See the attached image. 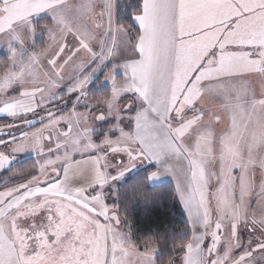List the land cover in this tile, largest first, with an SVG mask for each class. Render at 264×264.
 Returning a JSON list of instances; mask_svg holds the SVG:
<instances>
[{"label":"snow or ice","instance_id":"6c2138e0","mask_svg":"<svg viewBox=\"0 0 264 264\" xmlns=\"http://www.w3.org/2000/svg\"><path fill=\"white\" fill-rule=\"evenodd\" d=\"M45 11L51 22L34 24ZM134 19L131 31L117 23L116 0H0V47L10 54L0 114L44 112L35 131L0 140V170L17 153L39 157L23 182L0 186V264H157L127 214L150 195L140 183L117 187L145 162L158 169L149 180L175 178L188 214L165 264H258L254 254L264 264V0H139ZM109 62L110 96L90 102L87 86ZM66 80L83 112L50 107ZM205 98L221 99L225 116ZM108 117L118 135L97 142L92 121ZM213 120L225 124L219 134ZM243 228L258 235L245 243Z\"/></svg>","mask_w":264,"mask_h":264},{"label":"trees","instance_id":"16d2710c","mask_svg":"<svg viewBox=\"0 0 264 264\" xmlns=\"http://www.w3.org/2000/svg\"><path fill=\"white\" fill-rule=\"evenodd\" d=\"M138 5L139 0H119L117 23L128 27L130 31L135 29L137 26L133 23V18L135 11L138 10ZM8 66L9 56L5 53L0 54V70ZM102 77L96 80L94 87L89 92L93 102L110 96L111 90L109 87H103ZM96 86L100 87L99 90H95ZM9 121L8 119H0V124ZM34 164L35 159L30 157L20 162L19 165L2 172L0 174V186H2L4 179L7 180L9 186L23 182L25 178L23 173ZM154 171H156L155 166L138 170L134 175L126 177L118 188L123 190L133 183H140L144 186L145 192L150 195V202L137 197L130 204L127 208L128 221L133 240L139 244L141 249L144 248V242L149 241L157 248V264H165L175 254L173 245L184 242L189 222L171 182L158 184V186L149 183L148 177ZM112 201L109 202L118 203L122 208L125 207L123 199L116 200L114 198ZM176 259L178 260L179 257L176 256Z\"/></svg>","mask_w":264,"mask_h":264},{"label":"rangeland","instance_id":"374dc122","mask_svg":"<svg viewBox=\"0 0 264 264\" xmlns=\"http://www.w3.org/2000/svg\"><path fill=\"white\" fill-rule=\"evenodd\" d=\"M119 0H116V21H117V16H118V11H117V5H118ZM51 22V15L50 13H48L47 11L45 12H41L40 14H38L36 17L33 18V23L34 24H39L42 25L43 23ZM133 23H135V25L137 26V23L135 21V19L133 18ZM119 24V23H118ZM35 42L38 48H42V47H46L47 42H48V37L46 32H39V29L37 30V35L35 38ZM5 53L9 56L10 59V54L9 51L6 47H0V54ZM10 66V65H9ZM111 67V63H107L105 66L101 67L100 69H98L93 77V79L90 81V83L87 86V91L88 94L90 95V91L92 89V87H94V83L96 82L97 79H99L101 76L102 77V85L103 87H109L111 90V84L109 81L105 80V74L108 71V69ZM68 69H65V72H67ZM117 79L119 82H123V77L120 76V73L118 71V76ZM250 79L253 81V86L257 89V91L259 92L262 88L261 85V81H260V77L258 75H253L250 77ZM72 81L71 80H66L58 89V92L61 96H63V99H57L53 105H51L50 107L54 108L58 114H67L70 113L72 108L75 107L77 108L78 111L83 112L85 110V108L87 107V105L83 102V100H81L79 103L76 102L77 100V93H72V94H68L67 93V88L71 85ZM99 86H96L95 90H99ZM16 94V90L14 89L12 91V95ZM88 99L90 102H93L90 98V96H88ZM123 100V98H122ZM94 103V102H93ZM223 101L219 98H205L202 101V105L203 107L210 113H215L221 116H225V112L223 110L222 107ZM98 114V113H97ZM44 112L43 110H38L35 113L29 114L27 117H20V118H13L8 116L7 114H0V118H8L10 119V122H5L4 124H0V127H2L3 125L6 124H14L16 125L15 127H12L10 129H7L4 133L8 132V135L6 137H0L3 139L0 140H10L11 137L13 136H19V134L21 132H25V130H29L31 131H35L37 128L41 127L42 124V119L41 117H43ZM27 120V123H23V120ZM205 123L208 122V116L205 117ZM45 123H47V121H45ZM93 124H95V134H94V139L99 142L100 140L103 139V136L105 134L108 135H118V132L116 131H112L109 132V128L116 123V120L114 117H108L105 120L102 121H92ZM122 127L127 128V123L126 122H122L121 124ZM212 126L213 128L216 130L217 134H219L222 129L225 127V124H218L216 121H212ZM61 127H63V125H61ZM102 135V136H101ZM6 138V139H4ZM33 157L35 159V163L37 162V160L39 159L37 153L34 150H26L24 152H20L15 154L14 159L11 161V163L6 166L4 169L0 170V174L4 171H6L7 169L17 166L19 165L20 162L24 161L27 158ZM155 163H148L145 162L143 164H138L136 166V168L132 169L130 172H128L125 177H123L120 181L117 182V187L120 185V183L123 182V180L131 175H134V173L138 170H142L145 167L148 166H154ZM156 167V166H155ZM157 169V168H156ZM162 177L165 178H174L172 175L170 174H162ZM175 179V178H174ZM5 181H7L6 179L3 180L2 182V186L4 185ZM8 184V183H7ZM112 201V200H111ZM113 202V201H112ZM185 213L186 216H188L187 211L185 209ZM242 232V239L245 241V243L249 240V239H254L255 235L258 234H250L249 229L248 228H243L241 230ZM207 243V242H206ZM257 255V262L258 264H260L259 261V257L258 254H254Z\"/></svg>","mask_w":264,"mask_h":264},{"label":"crops","instance_id":"0c3cea01","mask_svg":"<svg viewBox=\"0 0 264 264\" xmlns=\"http://www.w3.org/2000/svg\"><path fill=\"white\" fill-rule=\"evenodd\" d=\"M0 119H2V118H0ZM5 119H8V118H3L2 120H5ZM8 120H10V119H8ZM10 122V121H9ZM25 131H29V130H25ZM7 136V135H6ZM154 166H156V168H157V165L155 164ZM158 169H156V171H157ZM169 182H171L173 185H174V187H176V181H175V179L174 178H171V177H169V178H165V177H162L161 176V178H160V180L159 181H156V182H153V181H151V180H149V183H151L152 185H155V186H158V184H163V183H169ZM3 190V189H2ZM180 200V199H179ZM180 203H181V205H183L182 204V202L180 201ZM184 207V206H183ZM184 210H185V208H184ZM156 248V247H155ZM140 250L141 251H143L144 250V248H140ZM157 248H156V252H155V256L157 255Z\"/></svg>","mask_w":264,"mask_h":264},{"label":"water","instance_id":"95a60500","mask_svg":"<svg viewBox=\"0 0 264 264\" xmlns=\"http://www.w3.org/2000/svg\"><path fill=\"white\" fill-rule=\"evenodd\" d=\"M6 135H8V132L0 134V137H6Z\"/></svg>","mask_w":264,"mask_h":264}]
</instances>
